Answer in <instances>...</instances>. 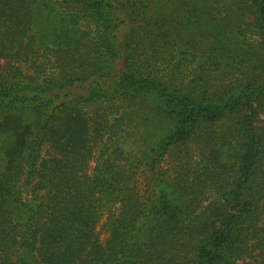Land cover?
I'll list each match as a JSON object with an SVG mask.
<instances>
[{
  "label": "trees",
  "instance_id": "trees-1",
  "mask_svg": "<svg viewBox=\"0 0 264 264\" xmlns=\"http://www.w3.org/2000/svg\"><path fill=\"white\" fill-rule=\"evenodd\" d=\"M35 3L0 0V264H264V0H61L52 47ZM140 92L144 162L110 146Z\"/></svg>",
  "mask_w": 264,
  "mask_h": 264
},
{
  "label": "rangeland",
  "instance_id": "rangeland-1",
  "mask_svg": "<svg viewBox=\"0 0 264 264\" xmlns=\"http://www.w3.org/2000/svg\"><path fill=\"white\" fill-rule=\"evenodd\" d=\"M35 36L37 41L43 46L52 47L56 44V36L60 31V12L62 10L61 0H35ZM200 63H196L192 67V74L197 72ZM118 69L119 66H117ZM137 106L127 107V103L117 104L124 105L122 112L128 113V122L124 123L123 129H127V133L122 134L110 143L112 146H118L129 154L132 160H142L143 162L150 156L152 149H157L159 145L170 135L174 118L168 114L162 105H158L149 98L147 94L140 92L138 95ZM23 120L27 123H33L35 115L31 110L21 112ZM233 123L232 119L224 121V128H229ZM124 133V132H123ZM5 136L0 134V174L4 168V160L1 149L4 145ZM45 148H42L41 157L45 156ZM152 156V155H151ZM161 167L166 172V177H172L173 169L170 166V158L168 154L162 157ZM22 218L21 220H24Z\"/></svg>",
  "mask_w": 264,
  "mask_h": 264
}]
</instances>
